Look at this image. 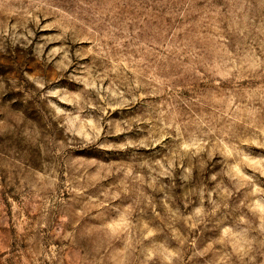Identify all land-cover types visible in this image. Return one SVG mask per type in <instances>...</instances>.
Segmentation results:
<instances>
[{"label":"rangeland","instance_id":"rangeland-1","mask_svg":"<svg viewBox=\"0 0 264 264\" xmlns=\"http://www.w3.org/2000/svg\"><path fill=\"white\" fill-rule=\"evenodd\" d=\"M0 264H264V0H0Z\"/></svg>","mask_w":264,"mask_h":264}]
</instances>
